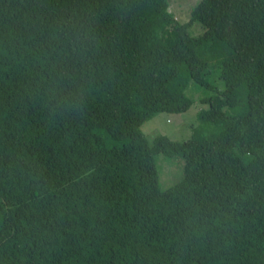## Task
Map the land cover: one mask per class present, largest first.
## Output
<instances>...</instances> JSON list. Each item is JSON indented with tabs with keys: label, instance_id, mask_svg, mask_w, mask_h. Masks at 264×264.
Listing matches in <instances>:
<instances>
[{
	"label": "trees",
	"instance_id": "1",
	"mask_svg": "<svg viewBox=\"0 0 264 264\" xmlns=\"http://www.w3.org/2000/svg\"><path fill=\"white\" fill-rule=\"evenodd\" d=\"M170 3L0 0V264H264V0ZM210 75L187 140L142 132Z\"/></svg>",
	"mask_w": 264,
	"mask_h": 264
},
{
	"label": "rangeland",
	"instance_id": "2",
	"mask_svg": "<svg viewBox=\"0 0 264 264\" xmlns=\"http://www.w3.org/2000/svg\"><path fill=\"white\" fill-rule=\"evenodd\" d=\"M199 0H171L169 11H173L176 18L182 22L190 19L192 7ZM195 24L194 30L203 28ZM200 29H199V27ZM199 32V33H200ZM211 76V75H210ZM209 82L214 88H207L194 82L189 81L185 89L186 95L191 99L192 103L187 111L182 113L158 112L149 121L141 127L142 132L149 138L153 139L156 135L166 136L168 139L183 142L187 140L192 133V130L200 124L199 111L208 108V104L203 102V99L214 95L217 90L223 89V82L218 76H211ZM214 123H208L203 126V133H217L219 126L213 131ZM155 166L157 169L159 186L162 189L168 188L171 185L178 184L184 177V158L181 155L168 157L163 154L155 156Z\"/></svg>",
	"mask_w": 264,
	"mask_h": 264
}]
</instances>
